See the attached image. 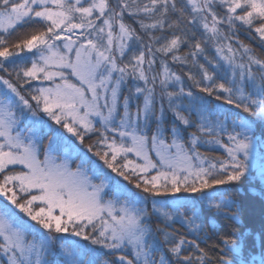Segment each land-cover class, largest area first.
I'll use <instances>...</instances> for the list:
<instances>
[{"label":"snow or ice","instance_id":"snow-or-ice-1","mask_svg":"<svg viewBox=\"0 0 264 264\" xmlns=\"http://www.w3.org/2000/svg\"><path fill=\"white\" fill-rule=\"evenodd\" d=\"M241 32L264 53V0H0V264H264Z\"/></svg>","mask_w":264,"mask_h":264},{"label":"trees","instance_id":"trees-1","mask_svg":"<svg viewBox=\"0 0 264 264\" xmlns=\"http://www.w3.org/2000/svg\"><path fill=\"white\" fill-rule=\"evenodd\" d=\"M32 30V28H22L16 35L12 37V39L17 40L18 38H22ZM239 40L245 44L251 45L258 54L264 55V53L260 52V49L256 46V44L250 41L243 32L240 33ZM94 139L95 138H93V141H86V143H92L94 142ZM234 195H236L244 205L245 212L243 218L247 227L250 229L259 230L262 222H264V202H261L258 196H253L252 193L248 191L247 185L244 186L242 191L235 192Z\"/></svg>","mask_w":264,"mask_h":264},{"label":"rangeland","instance_id":"rangeland-1","mask_svg":"<svg viewBox=\"0 0 264 264\" xmlns=\"http://www.w3.org/2000/svg\"><path fill=\"white\" fill-rule=\"evenodd\" d=\"M44 143L46 144L47 143V138L44 139ZM77 144L79 143L78 141L76 142ZM82 150H85L86 151V147H84L83 145L80 146ZM55 155H61L62 154V148L61 147H57L55 153ZM92 154L89 153V156H91ZM93 159H96V157H92ZM155 158V157H154ZM73 160L75 163H79V160L76 158V156L74 155L73 156ZM98 182V181H97ZM73 239H78V238H73Z\"/></svg>","mask_w":264,"mask_h":264}]
</instances>
